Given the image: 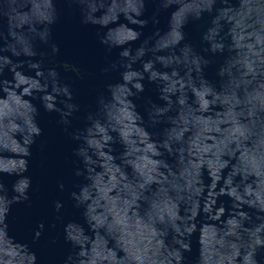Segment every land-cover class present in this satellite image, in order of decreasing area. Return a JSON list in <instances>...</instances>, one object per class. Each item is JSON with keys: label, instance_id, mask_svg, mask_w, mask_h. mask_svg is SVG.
<instances>
[{"label": "water", "instance_id": "water-1", "mask_svg": "<svg viewBox=\"0 0 264 264\" xmlns=\"http://www.w3.org/2000/svg\"><path fill=\"white\" fill-rule=\"evenodd\" d=\"M217 4L0 0V264H264V0Z\"/></svg>", "mask_w": 264, "mask_h": 264}, {"label": "clouds", "instance_id": "clouds-1", "mask_svg": "<svg viewBox=\"0 0 264 264\" xmlns=\"http://www.w3.org/2000/svg\"><path fill=\"white\" fill-rule=\"evenodd\" d=\"M217 0H206V9L207 14L209 17H213L216 15V9H217ZM199 19V18H198ZM138 36V33H132L131 38L136 39ZM180 40H183L184 37L180 36ZM222 48L221 45L212 44L209 47H206L203 49L200 53L197 54L196 59H194L193 63L197 64L199 66V59L203 58L205 60H208L210 56H214L218 51H220ZM101 71H106V69H101ZM135 89L138 93H144L145 86L143 83H137L135 84ZM69 99H72L71 91L69 90ZM134 102V101H133ZM207 103V101H205ZM152 107L151 104H147L145 107V112L147 113L149 109ZM74 111H79L78 105H73ZM91 115V114H89ZM156 115H162V113L153 112L150 119L154 118ZM63 123L67 124L68 121H64ZM65 131H68L66 128ZM39 135V132H37ZM72 140H75V136H71ZM102 143H114L112 138L109 136L107 137ZM73 156H75V153H73ZM81 170L79 169V166L76 165L73 168V176L79 177L81 175ZM64 184L58 183L57 188L60 191H64ZM77 189L78 186L76 184H73L72 190L68 193L69 199L71 201L73 208H79V198L77 195ZM64 208V203L62 201H55L54 202V210L59 213ZM139 215V214H138ZM93 224H96L98 227H106V225L98 224V222L93 218L92 220ZM144 223L148 224L150 226L151 236L155 239H160L163 237V239H160L161 244L167 243V233L171 231L170 228H168L167 220L165 217H150L144 221ZM131 225H129L130 227ZM75 238H73L74 240ZM256 244L264 246V241L256 240ZM191 246L185 242V238L183 236L177 235L176 237V243L173 244L169 250H167V255L164 258L163 262L156 261L155 264H189V258L191 254ZM118 255V254H117ZM260 259H264V257H260ZM63 264H75L74 257L71 253L67 254L63 260ZM92 264H95V261L92 262ZM133 264H153L150 260H145L143 257H136L133 261Z\"/></svg>", "mask_w": 264, "mask_h": 264}]
</instances>
